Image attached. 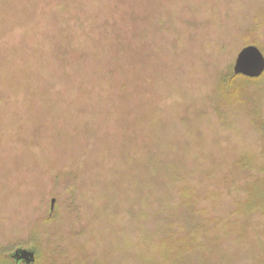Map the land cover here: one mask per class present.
<instances>
[{"label": "rangeland", "instance_id": "obj_1", "mask_svg": "<svg viewBox=\"0 0 264 264\" xmlns=\"http://www.w3.org/2000/svg\"><path fill=\"white\" fill-rule=\"evenodd\" d=\"M248 45L264 0H0V264H264Z\"/></svg>", "mask_w": 264, "mask_h": 264}, {"label": "water", "instance_id": "obj_2", "mask_svg": "<svg viewBox=\"0 0 264 264\" xmlns=\"http://www.w3.org/2000/svg\"><path fill=\"white\" fill-rule=\"evenodd\" d=\"M232 73L249 79L260 77L264 73V57L260 50L252 45L241 48L236 54ZM8 256L15 264H33L35 261V251L28 248H17Z\"/></svg>", "mask_w": 264, "mask_h": 264}, {"label": "trees", "instance_id": "obj_3", "mask_svg": "<svg viewBox=\"0 0 264 264\" xmlns=\"http://www.w3.org/2000/svg\"><path fill=\"white\" fill-rule=\"evenodd\" d=\"M264 75V73L260 76V77H258V78H255V79H249V78H245V77H242V76H237V75H234V74H232V79L233 78H237V77H241V78H243V79H246L247 81H257V80H260V78L262 77ZM231 78V77H230ZM10 260V259H9ZM7 264H8V262H6ZM10 264L12 263V264H15L12 260H11V262H9ZM35 264V263H34Z\"/></svg>", "mask_w": 264, "mask_h": 264}]
</instances>
